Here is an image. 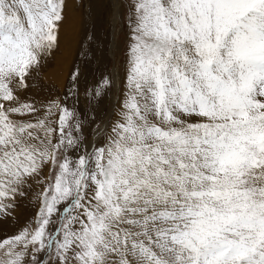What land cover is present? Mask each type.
<instances>
[{
  "label": "snow or ice",
  "instance_id": "1",
  "mask_svg": "<svg viewBox=\"0 0 264 264\" xmlns=\"http://www.w3.org/2000/svg\"><path fill=\"white\" fill-rule=\"evenodd\" d=\"M66 8L0 0V264H264V0H105L111 70L30 97Z\"/></svg>",
  "mask_w": 264,
  "mask_h": 264
},
{
  "label": "rangeland",
  "instance_id": "2",
  "mask_svg": "<svg viewBox=\"0 0 264 264\" xmlns=\"http://www.w3.org/2000/svg\"><path fill=\"white\" fill-rule=\"evenodd\" d=\"M70 1L74 2V6L76 10L79 11L80 13V16H77L72 20L73 24L77 23L81 28V36H80L81 42L80 45L77 47L76 55L72 63L78 64L81 68L82 71L81 88H82L85 82H87L89 86H91L92 80L98 79L102 72L111 70L112 68L113 59L111 55L108 54L106 50L102 51L97 48V43L103 42L108 37V25L104 22L105 0H66L67 5L69 4ZM91 9L95 10L97 17L94 26L90 22L87 16V12ZM66 16H67V8H66ZM63 29L64 26H62L61 31ZM91 30H94L97 36V40L93 41L90 44V47L95 52V57L90 61L82 60L81 56L79 55L81 51V46L82 44H85L87 46V41L85 38H86V34ZM59 52H61L60 45H58V47L54 50L51 56H49L43 61L42 68L38 73H36L33 76V80L36 83L33 89L29 92L30 97H37L39 99H43L44 97L49 95H58L63 93L65 86L61 91L60 89L58 90V87L56 86L57 83L55 84L53 83L54 85L52 84L49 85L48 82H46V80L44 79V74L54 66V64H52L54 60L53 57L57 55V53ZM124 60H125L124 55L120 54L115 58V63L122 66ZM50 63L52 65H50ZM49 67L50 69H48ZM67 77H66V83H67ZM81 95H83L82 91H81ZM32 214H33V204L27 200L20 201L19 207L17 208V219L15 221L0 222V234H6L14 231L19 224H23L27 220H29L32 217Z\"/></svg>",
  "mask_w": 264,
  "mask_h": 264
},
{
  "label": "bare ground",
  "instance_id": "3",
  "mask_svg": "<svg viewBox=\"0 0 264 264\" xmlns=\"http://www.w3.org/2000/svg\"><path fill=\"white\" fill-rule=\"evenodd\" d=\"M77 16H80V13L76 10L74 2L70 1L67 5V16L63 23L64 29L61 31L59 38L61 52L53 57L54 60L52 64H54V66L51 69L49 67L48 69L50 70L44 74L46 82H48L49 85L57 83L56 86L58 87V90L60 89L61 91L66 85V77L73 66L72 62L76 55L77 47L81 42V28L77 23H72V20ZM52 64L50 63V65Z\"/></svg>",
  "mask_w": 264,
  "mask_h": 264
}]
</instances>
